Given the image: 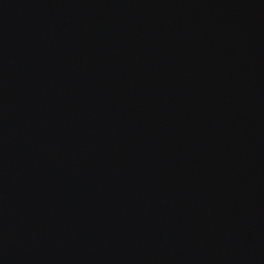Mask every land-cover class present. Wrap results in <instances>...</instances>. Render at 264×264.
Instances as JSON below:
<instances>
[{"label":"water","instance_id":"1","mask_svg":"<svg viewBox=\"0 0 264 264\" xmlns=\"http://www.w3.org/2000/svg\"><path fill=\"white\" fill-rule=\"evenodd\" d=\"M0 264H264V0H0Z\"/></svg>","mask_w":264,"mask_h":264}]
</instances>
